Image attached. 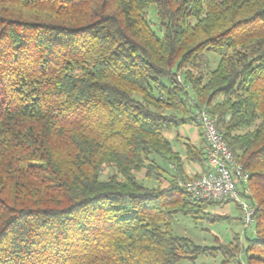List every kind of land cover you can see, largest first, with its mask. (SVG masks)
<instances>
[{
    "label": "trees",
    "instance_id": "obj_1",
    "mask_svg": "<svg viewBox=\"0 0 264 264\" xmlns=\"http://www.w3.org/2000/svg\"><path fill=\"white\" fill-rule=\"evenodd\" d=\"M202 108L254 208L223 263L264 264V0H0V264L212 254L171 231L220 204L182 186L206 172L204 148L182 157L163 134L198 128Z\"/></svg>",
    "mask_w": 264,
    "mask_h": 264
},
{
    "label": "rangeland",
    "instance_id": "obj_2",
    "mask_svg": "<svg viewBox=\"0 0 264 264\" xmlns=\"http://www.w3.org/2000/svg\"><path fill=\"white\" fill-rule=\"evenodd\" d=\"M150 9H153V7ZM153 14V12L149 11L146 13V16L149 15L148 18L155 20ZM206 61L210 67L209 69H211L216 66L218 58L208 56L206 57ZM210 117L215 121L216 117H212V115ZM163 134L172 148L179 152L182 157L184 150L183 143L185 142H189L195 147H205L204 140L200 136L199 127L197 128L195 125H183L177 128H171L165 130ZM186 170L188 175H194L196 177L201 173L198 163H188ZM108 174H110V170H104L102 177L105 178ZM139 182L146 187H152L154 185H151L141 178V176H139ZM220 216L222 217L221 219L218 218ZM171 231L176 236L191 240L196 246L212 249V254L203 253L194 256L193 259H181L177 264H237V258L229 263H223L224 255L219 247L238 241L244 245L246 237L252 235L253 228L244 227L240 220L239 208L236 203L231 201L213 206L209 205L204 214H193L191 216L177 214L171 224ZM236 237L237 239H235ZM221 248H224V246H221Z\"/></svg>",
    "mask_w": 264,
    "mask_h": 264
},
{
    "label": "built area",
    "instance_id": "obj_3",
    "mask_svg": "<svg viewBox=\"0 0 264 264\" xmlns=\"http://www.w3.org/2000/svg\"><path fill=\"white\" fill-rule=\"evenodd\" d=\"M196 120L204 140L207 170L182 186L195 201L234 202L245 228L254 227V208L249 200V174L237 162L217 128L215 121L202 108Z\"/></svg>",
    "mask_w": 264,
    "mask_h": 264
}]
</instances>
